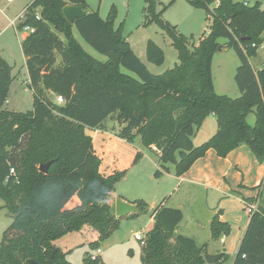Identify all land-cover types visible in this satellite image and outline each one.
<instances>
[{
  "label": "trees",
  "instance_id": "16d2710c",
  "mask_svg": "<svg viewBox=\"0 0 264 264\" xmlns=\"http://www.w3.org/2000/svg\"><path fill=\"white\" fill-rule=\"evenodd\" d=\"M145 1V23L156 21L179 53V63L158 75L112 21L90 11L85 0H31L25 8L18 28L33 29L22 41L34 93L32 110L4 108L13 76L11 65L0 56V198L12 217L0 242V264H26L28 258L40 264H70L57 245L60 238L89 225L99 233L98 240L91 242L96 245L119 227L123 217H117L104 200L125 171L100 172L102 159L87 129L110 132L128 143L140 137L145 148L155 147L160 165L157 177L169 172L170 165L181 176L209 149L225 158L243 144L264 162V67L255 69L250 62L264 42V9L259 3L247 6L239 0H189L213 17L210 31L196 44L161 19L158 0ZM67 4L84 5L89 13L72 24L62 12ZM73 29L107 60L88 53ZM222 38L241 61L235 75L241 91L238 98L215 89L212 65ZM147 51L150 61L162 63V52L154 43L149 42ZM49 93L63 103L51 100ZM253 111L252 126L247 116ZM211 114L217 118L218 129L196 146L193 137ZM48 162H52L48 172H41L40 165ZM93 182L98 183L93 187ZM59 184L63 194L58 203L43 205L42 196ZM98 199L102 202L97 203ZM133 204L139 210L131 217L147 210L143 200ZM220 215L221 210L211 221L213 238L231 232ZM182 219L178 208L160 204L154 210V226L142 244V264H208L205 245L176 234ZM226 257L224 253L215 264H224ZM99 259L97 254L84 262ZM233 264H264L261 205L250 214Z\"/></svg>",
  "mask_w": 264,
  "mask_h": 264
},
{
  "label": "rangeland",
  "instance_id": "374dc122",
  "mask_svg": "<svg viewBox=\"0 0 264 264\" xmlns=\"http://www.w3.org/2000/svg\"><path fill=\"white\" fill-rule=\"evenodd\" d=\"M30 2L31 0H0V56L3 57L4 55L12 65L13 76L4 108L17 112H27L33 109L34 93L29 86V74L25 55L22 51V41L26 35L30 34V29L27 27L18 28V25H12V20L17 19ZM85 2L90 11H97L102 19L112 21L114 29L120 30L122 37L130 43L132 50L153 74H161L179 63L178 50L173 46L172 39L168 34L160 28L156 21L145 23V7L147 6L145 0H85ZM156 9L161 12L162 20L174 26L183 36L194 39L196 44L208 34L213 23V17L207 9L194 6L189 0H158ZM73 32L88 53L101 61L107 60V56L98 53L83 40L77 29H73ZM262 37L264 38V33ZM149 42L154 43L161 50L163 55L161 64L149 60L147 51ZM226 42V39H220L221 45H225ZM250 62L255 69L264 67V49H259L257 56L251 57ZM240 63L234 48H228L222 52L218 51L215 54L212 70L217 93L231 98L240 97L241 91L235 80ZM123 71L134 75L124 68ZM47 95L51 100L57 102L56 96ZM247 122L252 126L255 124V111L247 116ZM217 129V118L211 114L205 119L196 136L193 137L195 145L199 146L207 141ZM135 145L141 146V150H145L143 152H147L149 158L143 157L142 153L135 161V155L133 170L124 179L117 182V188L119 193L130 195L132 198L143 199L147 203V210L133 217L122 218L119 227L109 237L101 239L96 245L79 237L69 239L66 244L69 263L85 264V258L97 255V250L100 248L104 253L98 261L91 264H142L141 244L133 239L135 231L146 233L148 231L149 211L154 212L158 205L166 200L169 206H173L172 208L178 207L177 205L180 203L184 207L183 209L178 208L183 212V219L178 228L182 235L194 238L199 246L208 243L209 252L217 251L220 248L223 250V244L227 252L224 264H232L250 215L247 203L256 200L254 198L248 200L247 192L256 190L255 197H257L262 191L259 205L264 207V187L260 186L264 172L259 184L246 188L244 183L255 181L254 170L247 171L242 168H235L236 175L233 173L226 180L228 181L226 183L231 187L230 190H226L227 194L217 192L214 190L216 188L205 190L197 187L195 195L192 193L190 195L191 200L186 201L185 199L190 194L186 190L187 187L183 186L175 194L171 193L170 191L173 190L171 177H157L155 175L158 170L155 166L158 158L156 150L144 149L145 146L140 137L136 139ZM119 150L129 154L130 149L121 147ZM101 170L100 166V172H102ZM123 171L126 173V170ZM173 175L176 173L174 172ZM170 194L174 195L166 199L165 197ZM109 196L104 201L112 207L115 213V204L109 203ZM152 203H154V207L151 206ZM4 205V200L0 198V242L4 232L12 223V217ZM218 205L219 210L222 209L221 215L226 220L224 222H228L231 226V232L227 235L222 234L219 238H213L211 221L215 215L214 208ZM223 237H225V242H223ZM83 242L85 244H82Z\"/></svg>",
  "mask_w": 264,
  "mask_h": 264
},
{
  "label": "crops",
  "instance_id": "0c3cea01",
  "mask_svg": "<svg viewBox=\"0 0 264 264\" xmlns=\"http://www.w3.org/2000/svg\"><path fill=\"white\" fill-rule=\"evenodd\" d=\"M3 57L7 60V58L4 55H3ZM25 62H26V57H25ZM8 63L10 64L9 61H8ZM49 94L54 95L52 93H49ZM88 130L89 129H87V131ZM89 134L93 138V143H94V147L97 151V154L102 159V164H101L102 170L101 171L103 173L108 174V173H111L113 171L126 170L125 176L122 178V179H124L133 170V168L135 166V164H133L134 163V157H135V155H137L138 152L143 153V157L149 158V155L147 154V152H143V151H145L143 149L141 150V148H140L141 146L140 147L138 145L136 146L135 143H128V142L116 137L114 134H111L110 132L101 131V130H89ZM121 147L126 148L127 150L130 149L129 154L125 153L123 151H120L119 148H121ZM144 149L149 150L147 148H144ZM152 149L154 151L156 150L153 147H152ZM156 153L158 154V151H156ZM155 163H156L155 166H157V169H159V167H160L159 157L156 159ZM169 167H170V171L164 172L162 177H171V179H172L171 184H172V188H173V190L170 191L171 193L173 192L175 194L183 186L185 188L187 187L186 190H188V193H190V194L185 199L186 201H188L190 199V195L192 193L195 195V193H196L195 190L197 187L200 189L203 188L205 190H209L210 188L211 189L216 188L214 190H217V192H221L222 194H227V191L230 190L231 187L226 183V182H228L226 180H227L228 176H231V174L235 173V175H236L235 168L236 169L242 168L243 170L245 169L247 171L248 170H254L255 181L253 180L250 183L246 181L247 183H244L246 188L253 187V186L259 184V182L263 176V172H264V162L259 161L257 159V157L255 156V154L251 151L250 147L248 145H245V144L240 145L239 147H237L236 149L231 151L227 155V157H225V158L219 157L214 149H209L206 152L205 156L197 159L195 161V163L191 166V168L181 176L173 175V173L175 172L174 166L170 165ZM119 183H121V182H119ZM222 186H224V187L222 188ZM117 187H118V185L116 184L114 190L111 192V194L108 198L109 199L108 201L111 205L115 204V207H114L115 213H116V201L119 197H121L125 201L131 202V203L138 201V200H143L141 198H139V199L138 198H132V197H130V195H124V193H121V192L119 193ZM174 194H170V195H168V197H165V198L168 199L169 197H172ZM256 194H257L256 190L255 191H248L247 192V196L249 197L248 200L249 199L251 200L253 198L255 199ZM221 200L219 202V205L221 203ZM160 204H164L165 206H169L168 203L166 202V200L162 201ZM219 205L214 208L215 214L218 213L220 210H222L221 208L219 210ZM151 206L154 207L155 206L154 203H152ZM177 206L178 207H176V208H182V209L184 208L182 203H180V205H177ZM169 207H173V206H169ZM149 213H150V216H149L148 224H147V226H148L147 230L148 231L151 229L150 227L153 226V224H154V212L149 211ZM124 217H131V215L129 214V215L124 216ZM220 218L222 221H226L223 215H221ZM249 220H250V215H249L248 223H249ZM248 223L246 225V228L248 226ZM180 225H181V223L177 226L176 231H175L177 235L182 234L178 230ZM246 228H245V231H246ZM245 231H244V234H245ZM136 232L137 231H135V233ZM146 233H147V231H146ZM146 233H144V235ZM244 234H243V236H244ZM73 237H79L82 240H84V241L86 240L87 242L91 243V242L98 240L99 233L94 228L90 227L89 225H85L80 231L69 233V234L65 235L64 237L60 238L57 241V245L60 246L65 252H68L66 244H67V241ZM242 238L240 240V243L242 241ZM133 239H135V237ZM136 241H139V240H136ZM223 242H225V237H223ZM82 244H85V243L83 242ZM140 244H141V242H140ZM222 247H223V250L221 248L217 250V248H216L217 251L212 250L209 252L210 248H209V245L207 243V244H205V251H206V253H211V254H215L217 252L218 253L223 252V254L224 253L226 254L227 252H226V249H225L223 244H222ZM102 253H104V252L101 249L100 256H102ZM141 253H142V244H141L140 254ZM232 264H233V262H232Z\"/></svg>",
  "mask_w": 264,
  "mask_h": 264
},
{
  "label": "water",
  "instance_id": "95a60500",
  "mask_svg": "<svg viewBox=\"0 0 264 264\" xmlns=\"http://www.w3.org/2000/svg\"><path fill=\"white\" fill-rule=\"evenodd\" d=\"M63 15L65 18L70 22L74 23L76 19L82 18L85 15L89 13L88 9H85L84 5H76V4H67L63 7ZM228 49L225 45H220L218 47V51H226ZM52 162H48L46 164L40 165V171L43 173H47L49 170V167ZM139 210V207L136 204H133L131 202L125 201L121 197H119L116 201V216L117 217H124L131 213L137 212ZM223 253H217V254H210L207 253L205 255V260L208 264H215L217 260H219L222 257ZM26 264H40L39 262L35 261L34 259L28 258L26 260Z\"/></svg>",
  "mask_w": 264,
  "mask_h": 264
},
{
  "label": "built area",
  "instance_id": "2783aa9c",
  "mask_svg": "<svg viewBox=\"0 0 264 264\" xmlns=\"http://www.w3.org/2000/svg\"><path fill=\"white\" fill-rule=\"evenodd\" d=\"M239 1H243V2L245 3V5H247V6H253V5L259 3L260 6H261V8L264 9V8H263V7H264V0H239ZM24 19H25V11L21 12V13L18 15L17 19L12 20V25H19V23L22 22ZM27 28L30 29V32H33V29H32V28H30V27H28V26H27ZM0 34H1V32H0ZM255 46H256V44H253V47H255ZM259 49H264V42H263L261 45L258 46V50H259ZM262 68H263V67H262ZM57 102H58L59 104H60V103H63V99H62L61 97H58V98H57ZM154 149H156V148L154 147ZM15 173H16L15 168H11V170H10V174H11V175H14ZM260 186H261L262 188L264 187V178L262 179V182H261ZM261 192H262V191H260L259 194H258V196L255 197V199H256L255 201H253V202H248V203H247V204H248V212H249L250 214H252V213H254V212H256V211L258 210V208H259V206H260V205H259V201H260L259 198H260V194H261ZM134 237H135L136 240H139V241L141 242V244H143L144 241H145V235H144L143 232H136V233L134 234ZM97 253L100 255V253H101V249H100V248L97 250ZM93 256H94V255H93Z\"/></svg>",
  "mask_w": 264,
  "mask_h": 264
},
{
  "label": "clouds",
  "instance_id": "9594fccd",
  "mask_svg": "<svg viewBox=\"0 0 264 264\" xmlns=\"http://www.w3.org/2000/svg\"><path fill=\"white\" fill-rule=\"evenodd\" d=\"M98 182H93V187L95 186V184ZM63 194V186L61 184H59L56 188L55 191H50L47 194H45L44 196H42V203L45 206H55L59 199L61 198ZM101 200H97V203H101Z\"/></svg>",
  "mask_w": 264,
  "mask_h": 264
}]
</instances>
